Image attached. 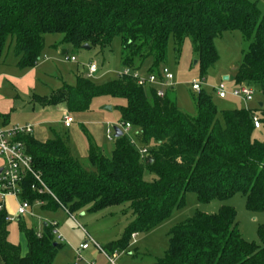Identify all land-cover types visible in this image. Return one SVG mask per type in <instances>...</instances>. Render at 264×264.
<instances>
[{
    "label": "trees",
    "instance_id": "1",
    "mask_svg": "<svg viewBox=\"0 0 264 264\" xmlns=\"http://www.w3.org/2000/svg\"><path fill=\"white\" fill-rule=\"evenodd\" d=\"M235 30L247 45L233 82L258 87L261 106L219 110L201 89L190 117L167 93L159 98L153 88L138 86L130 76L96 85L77 75L74 86L63 85L37 102L64 104L76 114L90 111L99 97L123 100L115 106L120 123L136 131L139 147L122 133L114 137L107 157L88 139L87 159L93 167L88 171L72 155L66 135L54 133L44 141L21 136L34 172L53 196L31 189L35 180L26 174L20 198L40 201L46 211L63 208L70 214L127 204L124 211L133 219L118 241L104 247L109 252L125 250L132 234L153 229L182 208L187 192L202 203L240 193L248 211L264 212V141L254 137V131L264 129V19L255 3L244 0H0V59L11 40L19 69L38 64L46 34H61L64 45L100 50L119 37L123 66L134 70L149 60V73L164 62L170 38L179 47L189 37L196 65L205 72L218 59L214 39ZM253 114L261 123L257 129ZM7 217L2 210L0 264H53L61 244L50 225L44 223L42 232H35L20 223L27 243L22 254L19 245L8 241ZM167 236L168 249L153 264H264V224L257 228L259 243L245 240L230 206L214 214L196 211Z\"/></svg>",
    "mask_w": 264,
    "mask_h": 264
},
{
    "label": "rangeland",
    "instance_id": "2",
    "mask_svg": "<svg viewBox=\"0 0 264 264\" xmlns=\"http://www.w3.org/2000/svg\"><path fill=\"white\" fill-rule=\"evenodd\" d=\"M244 1L255 3L260 16L264 19V0ZM44 38V48L41 52L40 63L36 68L29 69V72L27 69H19L14 66L13 43L11 40L8 41L4 55L0 59V73L9 74V76L0 77V112L5 111L9 114L8 121L11 126H23L36 121H44L39 127L46 131L47 137L51 139L53 131H60L61 134L66 135L72 155L79 160L84 169L93 170L87 156L82 157L80 154L82 143L88 146V139L93 144L95 143L94 138L88 132L91 127L90 120L85 122L81 120L82 113L70 114L74 118L73 126L69 130L63 129L60 123L62 118L56 108H51L46 113H42L39 112L41 106L32 100L33 97L49 96L63 85L74 86L77 75L88 77L87 71L90 63L97 65V72L88 77L94 84L103 85L115 79L126 68L121 60L120 38L115 37L110 46L103 50L98 47L89 49L75 48L70 45L66 47L62 43L61 34H46ZM246 45L240 31L222 32L214 39L218 59L205 72H202L200 67L194 63L197 61V55L194 51L192 40L189 37L185 38L179 47H175L173 39L170 38L167 44L166 58L159 66V68H167L173 76V89L167 93L169 99L174 101L183 113L190 117L194 116V102L197 92L191 90V83L199 81L201 82L202 90L212 96L213 102L219 110L245 106L250 108L258 107L263 102L258 87L251 86L253 97L250 101H244L230 94L220 99L213 90L225 76L229 77L227 85H234V71L240 64L242 51L246 48ZM64 49H67V53L63 55L62 51ZM69 57H74L75 61L68 60ZM4 62L5 64H3ZM150 64V61L146 60L140 66L138 65V69L134 70L138 71L141 76L146 77L149 74ZM19 71L22 73L28 72L29 74L25 78L22 77L23 79H17L15 73ZM2 102L4 106H2ZM118 104H124V101L111 99L110 97H99L93 100L90 111L85 113H103L105 130L100 141L103 146H99V148L107 157H110L112 153L114 127L119 128L121 124L119 112L115 108ZM103 106H110L111 111L103 110ZM128 136L134 140L135 146L139 147L135 134L131 132ZM254 137L264 141V129L260 128L254 131ZM3 164V158L0 155V167ZM145 177L148 180L151 178L149 175ZM184 201V206L175 209L170 217L162 223L149 231L138 233L134 242L130 239L128 248L123 251L118 250L119 255L116 263L153 264L168 249L167 234L172 227L191 217L196 211L214 214L221 206H230L235 210L238 231L245 240L259 243L257 228L259 225L264 224V212L248 211L242 194H235L226 200L215 199L202 203L197 200L194 193L187 192ZM5 205L8 216L14 217L16 212L14 200L7 198ZM126 208L127 204H124L107 207L97 212L82 210L68 216L62 208H58L55 211H46L41 209L39 205L34 204L32 216L25 215L19 219L15 217L13 221H10L8 225V241L19 245L21 253L25 254L27 252V243L23 232L19 229L20 223L35 232H42L44 223L56 221L58 223L57 229L64 236L65 241L59 242L61 247L53 264H75L76 256L74 250L86 240V234L103 248L122 237L127 225L133 219L131 212L124 211ZM91 247L94 248L93 246ZM94 249L84 251L83 257L87 260L97 257V255L94 256ZM107 252L110 253L109 251ZM98 256L101 261L107 264L99 252ZM76 264L84 263L76 261Z\"/></svg>",
    "mask_w": 264,
    "mask_h": 264
},
{
    "label": "built area",
    "instance_id": "3",
    "mask_svg": "<svg viewBox=\"0 0 264 264\" xmlns=\"http://www.w3.org/2000/svg\"><path fill=\"white\" fill-rule=\"evenodd\" d=\"M70 61L74 62V57H69ZM97 72V65L90 63L88 65V77ZM130 76L135 83L145 89L153 88L155 94L159 98H164L167 89L173 88V76L169 70L165 67H160L156 72L149 73L146 77L141 76L138 71L126 67L124 71L120 72L118 76ZM202 89L201 82L193 81L191 83V90L199 92ZM218 98L223 99L230 94L233 97L240 98L244 101H250L253 97V90L246 84L234 85L231 88L226 86L224 81H221L217 86L213 88ZM251 121L254 128L261 126L259 116L253 114ZM73 122V118L70 115H66L63 119L64 126L68 127ZM119 129L122 133L130 134L132 127L129 123H121ZM33 132V126L31 124L20 125H2L0 124V155L3 158V166L0 172V212L5 209V201L7 197H13L17 201V208L14 217H7L9 221L20 218L25 215L32 216V207L34 204L41 205L40 201H35L34 204L29 203L27 200L20 198L21 182L26 174H31L35 180V183L31 186V189L37 190L39 194L44 192H51L47 189L46 185L40 178V176L34 172L32 168L31 157L26 153L25 144L18 138L25 135H31ZM131 143L135 145L134 140L130 137ZM142 155L146 154L144 148L139 149ZM53 196V195H52ZM63 209V208H62ZM68 216L71 214L63 209ZM51 227V233L55 240L58 242H64V236L58 231V223L52 221L48 223ZM39 235V233H38ZM135 233L131 235V238L135 237ZM90 246H93L99 254L105 259L107 264H117L116 259L119 255L118 250H114L108 253L103 247L97 244L88 234H86V240L80 244L74 251L76 261H82L84 264H96L94 261L87 260L83 257V252ZM75 261V264H76Z\"/></svg>",
    "mask_w": 264,
    "mask_h": 264
},
{
    "label": "crops",
    "instance_id": "4",
    "mask_svg": "<svg viewBox=\"0 0 264 264\" xmlns=\"http://www.w3.org/2000/svg\"><path fill=\"white\" fill-rule=\"evenodd\" d=\"M44 40H45V38H44ZM66 47L67 46H69V45H65ZM64 50H66V53H67V49H64ZM65 53V54H66ZM64 55V54H63ZM15 57V56H14ZM15 59V63H14V66L17 68V66H16V58H14ZM39 63H40V61L38 62V64L36 65V66H34L33 68H36L38 65H39ZM3 64H5V62L3 63ZM33 68H30V69H33ZM29 69H27V71H28ZM29 72V71H28ZM28 72H21V71H19V72H16L15 73V76H16V78L17 79H20V78H22V77H26V76H28ZM1 76H9V74H4V73H0V77ZM10 76H12V75H10ZM224 78V77H223ZM223 78H222V81H224L225 83H226V86L228 87V88H231L232 86H228L227 85V81L229 80V77H228V79L227 80H223ZM23 79V78H22ZM233 84H234V82H233ZM235 85V84H234ZM233 85V86H234ZM173 88H171V89H167L166 90V93H168V91H170V90H172ZM51 95V94H50ZM49 95V96H50ZM47 97V96H46ZM36 98L37 97H33V102H35V103H38L37 102V100H36ZM39 104V103H38ZM0 106H1V102H0ZM2 106H4V104H3V102H2ZM39 106H41V108H40V110H39V112H42V113H46V111H48L49 109H51V108H56L58 111H59V113H60V116H61V125H62V127H63V129H67V130H69V129H71L72 128V126H73V123H74V118L70 115V113L67 111V109H66V107H65V105L64 104H58V105H56V106H42V105H40L39 104ZM228 108V107H227ZM234 108V107H233ZM242 109H253V108H250V107H241ZM234 109H236V108H234ZM223 110H225V109H223ZM86 112H84V113H82L81 115V117H80V119L81 120H84V122L85 121H88V120H90V122H91V127L88 129V132L91 134V136L94 138V141H95V143H94V145L95 146H97L98 148H99V146H103V144L100 142L101 140H102V138H103V134H104V130H105V123H104V115H103V113H101V112H97V113H94V112H92V113H87V114H85ZM66 115H70L72 118H73V122L70 124V126H68V127H66V126H64V124H63V119H64V117L66 116ZM8 117H9V114L7 113V112H5V111H2V112H0V124H2V125H5V126H7V125H10L11 123L8 121ZM44 121H40V122H34V123H31V125L33 126V134H34V137L36 138V139H38V140H41V141H44V140H47V139H49L48 137H47V133H46V131L43 129V128H40L39 127V125L40 124H42ZM28 124H30V123H28ZM131 132L132 133H136V131L134 130V129H132L131 130ZM130 132V133H131ZM54 133H60V131H58V132H56V131H53V134ZM32 134V135H33ZM61 134V133H60ZM53 137V136H52ZM87 151H88V146L84 143H82V146H81V150H80V154L82 155V157H86L87 156ZM105 155V154H104ZM0 169H1V167H0ZM7 198H12L13 200H14V202H15V205H16V208H17V201L15 200V198H13V197H7ZM6 198V199H7ZM40 206V205H39ZM5 209H6V205H5ZM17 219H19V218H17ZM137 235V234H136ZM136 235H135V237L134 238H131V240L134 242L135 241V238H136ZM89 249H94V248H92L91 246L86 250V251H88ZM75 251V250H74ZM94 252H95V254H94V256L95 255H97V257H95V258H92V259H90V261H94L96 264H105L103 261H101V259H100V257L98 256V251L96 250V249H94Z\"/></svg>",
    "mask_w": 264,
    "mask_h": 264
},
{
    "label": "water",
    "instance_id": "5",
    "mask_svg": "<svg viewBox=\"0 0 264 264\" xmlns=\"http://www.w3.org/2000/svg\"><path fill=\"white\" fill-rule=\"evenodd\" d=\"M82 48L89 49V46L88 45H83ZM65 53H66V50H63L62 54H65ZM194 63H196V61ZM227 79H228L227 76H225L223 78V80H227ZM259 105L261 106L262 104L260 103ZM102 109L106 110V111H111V107L110 106H103ZM121 135H122L121 130L119 128H117V127H114V137L117 138V137H120ZM0 172H1V169H0Z\"/></svg>",
    "mask_w": 264,
    "mask_h": 264
}]
</instances>
